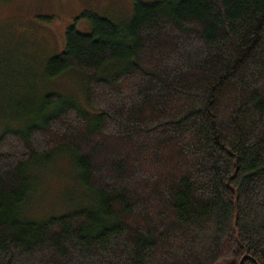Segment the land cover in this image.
<instances>
[{
	"label": "trees",
	"instance_id": "obj_1",
	"mask_svg": "<svg viewBox=\"0 0 264 264\" xmlns=\"http://www.w3.org/2000/svg\"><path fill=\"white\" fill-rule=\"evenodd\" d=\"M72 69L85 107L46 92L0 133V264H264V0L84 11L44 76ZM57 154L88 193L27 218L29 168Z\"/></svg>",
	"mask_w": 264,
	"mask_h": 264
},
{
	"label": "rangeland",
	"instance_id": "obj_2",
	"mask_svg": "<svg viewBox=\"0 0 264 264\" xmlns=\"http://www.w3.org/2000/svg\"><path fill=\"white\" fill-rule=\"evenodd\" d=\"M131 6L132 0H0V133L20 126V119H31L46 92L69 96L85 107L79 72L72 69L48 79L44 64L62 51L66 27L82 12L120 21L129 16ZM75 25L79 31L90 30L83 18ZM29 172L32 188L22 208L27 218L65 212L88 193L65 154L33 164Z\"/></svg>",
	"mask_w": 264,
	"mask_h": 264
}]
</instances>
